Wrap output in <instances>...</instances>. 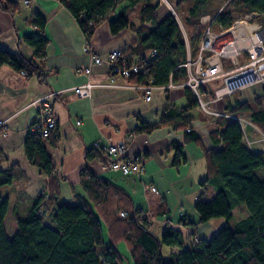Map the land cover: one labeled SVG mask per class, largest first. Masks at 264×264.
Segmentation results:
<instances>
[{
	"label": "trees",
	"instance_id": "obj_1",
	"mask_svg": "<svg viewBox=\"0 0 264 264\" xmlns=\"http://www.w3.org/2000/svg\"><path fill=\"white\" fill-rule=\"evenodd\" d=\"M75 16L83 32L91 37L97 25L108 21L110 30L117 34L125 28L137 33L134 40L123 51L127 63L135 62L143 68L141 73L127 79L134 84L154 79V84L164 85L180 82L188 75L184 65L188 55L196 57L200 43L209 26L201 17H215L213 27H228L233 20L250 11L258 13L264 22V0H169L181 19L172 11L159 16L161 2L158 0H61ZM125 4L120 6L121 4ZM120 6L116 17L111 15ZM139 7V24H135L129 13ZM0 8L14 17L21 9L18 0H0ZM35 26L43 29L45 19L39 14L31 15ZM90 22L92 24L90 25ZM24 40L33 48V57L20 50H10L0 44V67L11 66L25 76L36 75L45 81V72L38 61L46 58L48 40L41 33L26 36ZM156 50V54L152 52ZM122 63V62H120ZM206 84L202 88L206 89ZM188 104L177 114V107L166 103L158 123L141 122L137 131L149 132L162 124H172L185 132L184 142L172 141L167 151L174 150L172 164L179 167L186 161L185 143L192 141L203 149L206 161V177L201 180L215 186L216 193L204 200L202 191L194 207L198 219L185 214L177 223L195 227L213 218L223 217L226 223L210 237H202L199 244L187 245L186 236L180 228L167 227L159 237L151 230L150 222L141 216L131 194L109 178L90 170L88 162L103 157L97 147L86 149V165L80 171L82 194H75V203L61 202L60 178L53 174L55 166L44 144L35 132H28L24 150L28 160L45 173L49 182L40 191L24 216H18V229L9 237L5 228V217L11 206L3 187L24 177L25 172L18 163L9 168L0 165V264H116L122 259L118 244L124 241L133 258V264H264V153L250 150L243 142V131L239 120L226 116L215 119L216 129L210 132L213 144L219 149L204 145L202 137L188 130L192 116L189 110L198 106L192 91L186 88ZM241 90L227 96L223 110L247 118L264 132V92L252 99H240ZM185 115H182L184 114ZM56 145L58 137L48 138ZM4 155L0 146V162ZM244 205L249 214L229 225L233 209ZM168 215L166 201L160 205ZM125 210L126 215H121ZM103 226L106 231L104 232ZM177 247L165 255L164 246Z\"/></svg>",
	"mask_w": 264,
	"mask_h": 264
},
{
	"label": "crops",
	"instance_id": "obj_2",
	"mask_svg": "<svg viewBox=\"0 0 264 264\" xmlns=\"http://www.w3.org/2000/svg\"><path fill=\"white\" fill-rule=\"evenodd\" d=\"M120 6L111 15L112 18L116 17ZM34 12L45 19L43 29L33 24L31 15ZM35 33L43 34L48 40L46 58L38 61L46 74L45 81H40L36 75L28 77L22 75L7 64L0 67V146L4 151L0 165L3 168H9L14 163H18L25 172L24 177L15 180L23 186L15 190L25 194L26 191L28 192L31 199L30 208L36 195L48 185V176L28 160L24 150L25 137L32 131L31 125L36 117L37 110L33 101L48 96L58 123V142L52 145L45 140L44 144L52 158L57 177L63 180L60 181V199L63 197L64 184L68 180L74 189L72 194L74 200L75 194L83 193V189L81 191L75 189L76 182L71 183V179L77 176L80 183V171L86 165L84 157L86 149L96 147V144L106 145L125 140L128 144L127 154L141 156L140 164L143 169L140 172L124 174L120 171L106 170L104 154L101 158L89 161L88 166L94 173L105 176L126 189L133 197L135 207L141 212L150 211L153 215L150 222L151 230L156 233L157 226L167 222L165 215H161L163 217L159 220L155 217L156 213L159 214V208L161 211L165 210L160 205L166 199L155 203V209H153L148 191H153L151 187L154 186L157 190L153 192H158L161 182L182 179L180 172L184 174V178L194 176L195 161L200 157L203 159L206 172V161L202 147L189 141L184 145L186 161L179 167L173 166L174 150L167 151V147L172 141L184 142L185 132L182 129H176L172 124H162L149 132L137 131L136 128L142 121L158 123L166 103L174 104L177 107V114L180 113L188 104L186 87L163 88L157 85L151 92V98L147 100L144 90L125 77L116 76L114 82H110L107 62L102 61L96 64L91 61L82 48L86 39L85 33L75 16L61 0H30L28 6L21 4V9L14 17L0 8V44L3 47L20 50L26 56L33 57V48L24 38ZM89 38L94 49L105 57L108 52L115 49L124 51L134 40H137L138 36L131 28H125L113 34L108 21H103L96 26L93 35ZM86 66L91 67L89 77L96 85L92 88L90 96L82 97L74 92L73 87L87 79L88 76L79 71ZM256 85L258 84L254 86ZM253 92H256V89ZM224 106L225 104L223 108ZM198 108L196 106L188 111L192 119L187 129L199 134L205 146L219 149L220 143L213 144L210 136V132L216 129L215 120L202 110L196 112ZM215 108L220 110V106ZM241 126L243 137L250 144L247 147L254 152H260V136L255 138L257 131L254 127L257 126L250 120L247 125L241 124ZM131 131L135 133L133 136H129ZM12 185L9 186L10 190L13 189ZM9 199L11 203L12 198L9 197ZM237 207L242 211L240 219L248 216V210H245L242 205ZM19 208L24 209L19 205L11 208L10 213L16 220L12 227V234L9 235L6 231L9 237L18 229L17 217L24 216L29 210L27 207L24 213L17 214L15 211ZM198 217L191 219L197 220ZM217 221L219 224L224 222L222 218ZM207 223L208 226L204 229L202 236L211 227V220ZM170 226L180 228L186 240L195 233L197 227L171 222ZM118 246L122 259L116 264H124L125 257L126 264H133L127 244L121 241ZM167 249L166 256L171 250L179 251L177 247L168 246ZM126 253H129V257Z\"/></svg>",
	"mask_w": 264,
	"mask_h": 264
},
{
	"label": "built area",
	"instance_id": "obj_3",
	"mask_svg": "<svg viewBox=\"0 0 264 264\" xmlns=\"http://www.w3.org/2000/svg\"><path fill=\"white\" fill-rule=\"evenodd\" d=\"M20 3L28 6L30 0H22ZM257 16L258 13L256 11H250L237 16L228 27L214 30L213 22L215 17L211 14L203 15L201 21L208 23L209 26L203 34L198 55L191 57L189 54L184 63L188 71L186 79L180 82L170 81L167 84L159 85V87L175 88L180 86L189 88L198 100V107L214 120L218 116H226L240 121L239 116L227 113L223 109L219 110L213 107V103L224 100L227 96L255 84H262L264 87V22L258 19ZM91 24L92 22H90ZM85 36L86 39L82 46L83 50L89 55L93 63L107 62L110 82H114L116 76L128 78L143 71V68L137 63L124 61L123 50L121 49L112 50L103 57L91 45L90 38L86 34ZM156 53V50H154L152 55ZM240 57H242V61L239 59ZM79 71L85 73L88 77L83 83L74 86L73 90L79 96H90L92 88L96 85L89 77L92 69L90 66H86ZM21 74L24 75V71ZM217 79H221L222 83L215 89L204 90L202 88L203 84ZM137 85L144 90L147 100L151 98L152 90L157 87L153 78H149L146 83ZM33 105L37 111L35 120L31 125L32 132L37 133L43 141L51 137H58V123L52 106L48 101V96L35 99ZM260 131V152L264 153V144H262L264 143V132L261 129ZM134 134L131 131L129 136ZM96 147L102 150L106 157L104 160V168L106 170L130 174L140 172L143 169L140 164V155L129 156L127 154L128 144L125 140L106 145L96 144ZM53 174L57 176L56 171ZM151 189L153 191L157 190L154 186ZM126 213L125 210H121V215L124 216ZM141 216L148 221L150 220L149 218L152 219L153 217L150 211H142ZM206 222L196 227L195 233L191 234L193 236L190 235L188 239L189 244L196 245L201 242L202 233L208 226Z\"/></svg>",
	"mask_w": 264,
	"mask_h": 264
},
{
	"label": "rangeland",
	"instance_id": "obj_4",
	"mask_svg": "<svg viewBox=\"0 0 264 264\" xmlns=\"http://www.w3.org/2000/svg\"><path fill=\"white\" fill-rule=\"evenodd\" d=\"M160 4L159 7V16L163 17L164 13H167L168 11H172L175 15L177 14V12L175 11L174 7L172 6V4L170 3L169 0H158ZM124 5L121 4V6ZM139 7L140 6H136L134 9H132L129 13V18L134 22V23H139ZM240 16V15H239ZM176 17L179 20V23L181 24V27L185 33L186 36V31L184 28V25L181 21V19L179 18V15L177 14ZM213 29L215 30L216 27H213ZM242 61V57L239 58ZM222 83L221 79H217L214 80L212 82L206 83V89L207 90H213L216 87H218L220 84ZM256 89V92H253ZM264 92V87L262 84H258L254 87H247L244 88L243 90H241L240 93V99H252L255 95H259L262 94ZM225 104L224 100H219L217 102H215L213 104L214 107L220 106V110L223 109V105ZM264 106V105H263ZM200 110H202L201 108L196 109V112H199ZM240 121L242 125H247L248 124V119L246 115H243L242 117H240ZM254 124V123H253ZM254 129L257 131L256 134L257 136H255V138H258L259 136H261V131L259 128L254 127ZM244 139V137H243ZM244 142L246 143L247 146H249V143L247 141V139H244ZM264 146V145H263ZM258 148V147H257ZM261 148V146H260ZM259 148V149H260ZM193 173L194 176H190V177H185L184 178V174L182 172H180L181 178L182 179H176L175 181H166V182H161V184L158 186V192H153L151 190L148 191V197L149 199L152 201V208L155 209V203H160L161 201L166 199V202L168 203V206L170 208V212L168 215L165 216V218L167 216L170 217L171 219V223H177L178 218L184 213L187 217L190 218H194L198 216V213L194 207V202L196 201V199L198 198L199 194L202 191H205V194L203 195V199L204 200H209L215 193H216V188L214 185L210 184V183H206L205 186L201 184V180H203L206 177V172L203 166V159H196L195 161V166L193 168ZM199 173H201L199 175ZM71 179V178H70ZM61 181H63L61 179ZM65 181V180H64ZM72 181L76 182V187L75 189L78 191L82 190V186L81 183L78 182V178L73 177L71 179V183ZM144 181H146L144 179ZM69 183V185L67 184ZM66 184H64V191H63V197L60 199L61 202H66L69 204H73L75 203V200L72 198V194L74 189L72 188L73 186L70 185V180L67 181ZM149 185V184H148ZM10 185H5L3 187V194L8 195L12 198V204L11 207L9 209V212L6 216L5 219V226H6V231L8 232V234H12L13 231V226L15 225V218L12 215L11 212V208H16L17 205H19L22 208H29V204L31 203V199L30 196H28V192L26 191L25 193H20L19 191H16L15 189H19L23 186L22 183L14 181L13 183V189L10 190ZM245 210L246 207L244 205H242ZM24 209H17V211H15L17 214H22L25 212ZM27 211V210H26ZM234 215L233 217L229 220V225L231 227H234L235 223L238 221V219H240V217L242 216L241 213V209L239 207H235L233 209ZM22 217V216H21ZM155 217L157 220H159V218L163 217L161 215H159L158 213L155 214ZM223 219L224 223H226V219L223 217H217V218H213L211 219V227L205 232L204 237H210L212 236L214 233H216V231L219 229V227L221 225H223L222 223L219 224V221H217V219ZM150 222L152 219L149 218ZM167 227V223L158 225L157 228L155 229L156 234L161 237L162 231L163 229H165ZM104 232L106 231L105 227L103 226ZM193 236V235H191ZM188 244H189V240H187ZM167 245L164 246L163 251L165 253V255H167L168 253V249H167ZM127 257H129V253H126ZM124 264L127 263V258L125 257L123 260Z\"/></svg>",
	"mask_w": 264,
	"mask_h": 264
}]
</instances>
